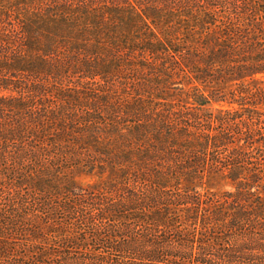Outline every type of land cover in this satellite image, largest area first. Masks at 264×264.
<instances>
[{
  "label": "trees",
  "instance_id": "1",
  "mask_svg": "<svg viewBox=\"0 0 264 264\" xmlns=\"http://www.w3.org/2000/svg\"><path fill=\"white\" fill-rule=\"evenodd\" d=\"M204 1L185 32L178 29L177 49L160 39L139 44L121 31L109 35L113 47L106 60L87 53L98 40L85 38L90 24L76 13L32 11L20 29L0 25V91L8 93L0 94V175L18 185L0 209V264H264V2H246L242 11L234 0ZM196 27L215 37L208 53L189 43ZM126 49L140 51L139 62L161 72L156 77L164 76L166 85L176 67L185 74L186 63L193 65L196 81L241 83L228 101L240 109H206L214 96L198 92L188 107L194 111L180 109L177 121L156 113L154 125L169 126L171 135H132L126 141V135H110L105 144L96 135L98 124L144 132L151 121H142L143 111L131 119L98 112L96 120L89 115L80 121L47 92L51 86L63 92L69 70L92 77L83 69L86 63L114 65ZM165 59L174 61L166 65ZM125 60L132 62L130 54ZM67 126L92 132L89 139L71 137L81 145L80 154L89 146L98 159L117 166L113 180L98 189L44 186L41 180L60 174L77 152L62 142ZM118 143L124 149L113 148ZM207 172L221 173L234 190L215 196L189 186ZM30 181L37 188L24 191Z\"/></svg>",
  "mask_w": 264,
  "mask_h": 264
},
{
  "label": "rangeland",
  "instance_id": "2",
  "mask_svg": "<svg viewBox=\"0 0 264 264\" xmlns=\"http://www.w3.org/2000/svg\"><path fill=\"white\" fill-rule=\"evenodd\" d=\"M234 1L236 5L240 6L242 11L246 8V2H252L255 6H259L260 2H264V0ZM182 2L189 3L183 4ZM204 4L206 5L204 0H0V25H3L6 29L15 27L20 29V20L26 21L31 16L28 14L32 11H40L45 15H51L54 12H69L73 15L76 13L77 17H82L81 19L87 17L86 20H83L90 24L91 31L85 32V38L98 40L94 45H91V50H88L87 53H94L95 51L105 57L104 60H106L107 57H110V49L113 47L109 35L120 34L123 31L130 38L133 37V42L136 41V43L143 44L150 39H160L169 48L177 49V44L181 43L177 39L179 37L178 29L180 28L184 33L185 29L183 27L190 26L187 19H191V14L201 9V5ZM39 7H41V10H39ZM106 19L108 21H105ZM145 21L148 22V26L145 25ZM195 31L196 33L193 37L189 38V43L194 44L196 49L202 51V53H208V45L213 44L211 41H215V37L207 35L206 32L201 31L200 27H196ZM152 33L157 35V37L152 36ZM133 34H137L138 38L134 37ZM128 41L130 42V40ZM127 50H121L123 59L114 65H112V62L105 63L97 60L86 63L83 69L90 73L89 75H92V77H81L83 75L74 74L72 70H69L68 76L65 75L63 77L64 84L62 89L65 90L59 92L60 89L51 86L47 92L48 98L57 100L59 106L63 107L61 111H65L68 115L75 113L74 119H79L80 121H84V117L89 115H92V118L96 120L98 112L103 117L121 114L131 119L135 117L134 113L138 111H143L142 121H151L147 123L144 132H136L140 128H135L132 125L98 124L99 129L96 131V135H101L102 139L105 140V144L106 139L110 135L114 137L126 135L124 136L125 141L132 139V135H171L167 132L169 126L162 128L159 125L158 127L154 125L153 118L156 117V113L162 114L163 117L169 116L174 121H177V111L194 106L191 104L195 102L194 99L198 92L214 96L213 100L205 106L206 109L208 108L211 111L231 107L240 109L238 103L230 104L228 101L231 100L230 91L236 89L241 83L208 82L211 78L206 82L207 84L196 81L193 73L190 72L193 70V65L186 63L182 64V66L188 76H185L183 72L177 74L176 67L175 76L171 78L172 84L166 85L164 80H162L164 76L161 75V78L156 77L161 72L153 69L150 65H146V62L144 65L141 64L143 61L139 62L142 59L140 51L129 53ZM126 54L131 56L132 62L130 64L125 60ZM172 55L177 59V52L172 53ZM165 60L166 65L174 61ZM148 61L153 63L156 59L149 58ZM161 63L162 61L158 59L156 67H160ZM150 71H153V73ZM178 72H181V70L179 69ZM188 77L192 79L188 80ZM254 85L255 83H250L251 87H254ZM67 87H72L74 90L66 89ZM196 87L198 89H195ZM70 93L76 94L75 97H69L68 94ZM0 94L8 93L0 91ZM222 95H225L227 100H215L221 99ZM67 99L72 100L76 106H72L68 102L65 103V101H68ZM76 102H82V104L79 105ZM46 105H50V103ZM52 105L54 106V103ZM41 106L40 104L38 105V107ZM188 109L194 111L192 108ZM261 109H264V106ZM67 119V122L71 120L70 118ZM83 125L78 124L77 126L81 127ZM82 128L83 131L80 133L76 131L78 128L66 127L67 133L65 135L67 137L62 139V142L65 143L67 141L69 148L74 145L77 152L72 153L74 155L73 158L68 159V165L61 168L60 174L55 171L57 176H52L51 180L43 181L40 179L48 189H56V186L62 190L89 186L98 189L113 180L117 175V166L108 165L107 157L98 159L100 154H97L89 146H87L86 151H81L82 154H80L81 145L72 137L74 135H83L84 138L89 139V135L92 134L87 128ZM53 129L51 132L54 131ZM120 145L119 143L117 145L114 144L113 148L117 150L124 149V146ZM116 146L118 147L116 148ZM78 157L85 160L79 163ZM27 183L22 186L27 187L24 191H31L33 188H37L35 187L36 182L30 181ZM182 185L187 186L189 184L184 181ZM17 186L16 181H10L0 175V209L4 207V198L9 192L14 193L18 189ZM189 186L196 188L202 193L215 196H221L226 191L234 190L233 185L224 175L215 172H207L201 175L195 180L194 184ZM29 217L33 219L31 213ZM35 220L40 222L38 218Z\"/></svg>",
  "mask_w": 264,
  "mask_h": 264
}]
</instances>
